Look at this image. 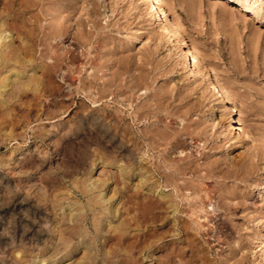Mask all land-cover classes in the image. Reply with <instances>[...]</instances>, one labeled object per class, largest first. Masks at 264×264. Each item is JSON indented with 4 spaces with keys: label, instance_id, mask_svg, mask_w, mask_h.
<instances>
[{
    "label": "rangeland",
    "instance_id": "obj_1",
    "mask_svg": "<svg viewBox=\"0 0 264 264\" xmlns=\"http://www.w3.org/2000/svg\"><path fill=\"white\" fill-rule=\"evenodd\" d=\"M0 264H264V0H0Z\"/></svg>",
    "mask_w": 264,
    "mask_h": 264
},
{
    "label": "bare ground",
    "instance_id": "obj_2",
    "mask_svg": "<svg viewBox=\"0 0 264 264\" xmlns=\"http://www.w3.org/2000/svg\"><path fill=\"white\" fill-rule=\"evenodd\" d=\"M60 68V67H59ZM207 68V67H205ZM216 68V67H215ZM220 69V68H219ZM216 70V69H215ZM63 71V70H62ZM70 72V71H69ZM65 73V72H64ZM68 74V73H66ZM70 74V73H69ZM68 76V75H67ZM224 77V76H223ZM234 78V77H233ZM68 79V78H67ZM210 85L212 84L211 89L214 91L216 88H218V93H221L222 100L219 102L222 103L221 105H225V102L231 100L232 97L237 96L238 94V83L235 81H232L229 78L221 79L218 74L210 76ZM236 80V79H235ZM239 82V81H238ZM241 84V83H240ZM219 103V104H220ZM249 117V116H248ZM240 120V119H239ZM253 126H248L246 128H243L242 126H239V131L241 130L242 139L244 140L246 136H252L257 137L262 133V127L260 123L254 120H251ZM246 126V125H245ZM151 179V178H150ZM160 181V180H159ZM175 185V184H174ZM174 189V188H173ZM210 190V189H209ZM208 190V191H209ZM143 206V205H142ZM147 216V215H146ZM147 218V217H146ZM222 228L224 225L221 226ZM225 228V227H224Z\"/></svg>",
    "mask_w": 264,
    "mask_h": 264
}]
</instances>
